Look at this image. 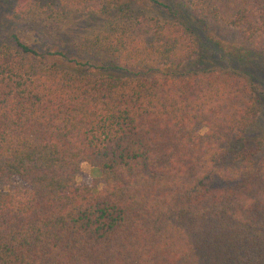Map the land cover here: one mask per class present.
<instances>
[{
    "label": "trees",
    "instance_id": "1",
    "mask_svg": "<svg viewBox=\"0 0 264 264\" xmlns=\"http://www.w3.org/2000/svg\"><path fill=\"white\" fill-rule=\"evenodd\" d=\"M144 1L154 14L70 53L68 11L122 5L16 0L0 45V264H264V136L243 137L261 92L234 71H179L202 58L182 11L264 55V0ZM83 162L100 188L75 182Z\"/></svg>",
    "mask_w": 264,
    "mask_h": 264
},
{
    "label": "rangeland",
    "instance_id": "2",
    "mask_svg": "<svg viewBox=\"0 0 264 264\" xmlns=\"http://www.w3.org/2000/svg\"><path fill=\"white\" fill-rule=\"evenodd\" d=\"M122 5L119 12L112 8L106 14L95 11L75 12L68 11L61 25L58 47L72 53L73 41H80L86 36L106 29L108 23L115 24L119 16L133 17L136 14H154L156 11L145 5L144 0H117ZM16 0H0V45L5 43L11 32L18 25L12 18V10ZM180 19L190 26L199 36V50L202 58L183 63L179 71L188 72L203 68H212L219 71H234L249 76L252 83L261 92L259 103L253 121L244 129L243 137L247 147L251 148L256 140L264 136V55L253 53L243 54V40L238 32L228 26L213 24L207 27V32L202 26H198L186 19L188 14L182 11ZM208 34V35H207ZM212 37L213 39L209 38ZM71 45V46H69ZM198 131L203 132L202 128ZM75 182L78 184H94L101 187L98 170L83 162L80 164L79 173ZM11 191L22 189L17 182L10 183Z\"/></svg>",
    "mask_w": 264,
    "mask_h": 264
}]
</instances>
